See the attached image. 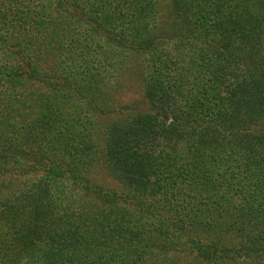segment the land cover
Returning a JSON list of instances; mask_svg holds the SVG:
<instances>
[{
  "label": "trees",
  "instance_id": "1",
  "mask_svg": "<svg viewBox=\"0 0 264 264\" xmlns=\"http://www.w3.org/2000/svg\"><path fill=\"white\" fill-rule=\"evenodd\" d=\"M0 264H264V0H0Z\"/></svg>",
  "mask_w": 264,
  "mask_h": 264
},
{
  "label": "rangeland",
  "instance_id": "2",
  "mask_svg": "<svg viewBox=\"0 0 264 264\" xmlns=\"http://www.w3.org/2000/svg\"><path fill=\"white\" fill-rule=\"evenodd\" d=\"M143 94V88L142 86L135 82V81H125L122 87L121 91V98L125 102H131V101H138L142 98ZM97 180L100 184L109 187V188H115L116 184L111 181L108 177H106L105 172L98 168L96 172Z\"/></svg>",
  "mask_w": 264,
  "mask_h": 264
}]
</instances>
